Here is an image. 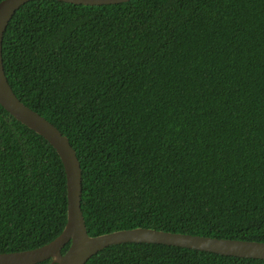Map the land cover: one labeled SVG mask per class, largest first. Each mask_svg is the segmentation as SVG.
Here are the masks:
<instances>
[{"label":"trees","instance_id":"1","mask_svg":"<svg viewBox=\"0 0 264 264\" xmlns=\"http://www.w3.org/2000/svg\"><path fill=\"white\" fill-rule=\"evenodd\" d=\"M3 64L16 96L76 151L90 236L264 243V0H34L8 25ZM67 207L57 152L0 105V253L55 240ZM86 264L264 260L128 243Z\"/></svg>","mask_w":264,"mask_h":264},{"label":"water","instance_id":"2","mask_svg":"<svg viewBox=\"0 0 264 264\" xmlns=\"http://www.w3.org/2000/svg\"><path fill=\"white\" fill-rule=\"evenodd\" d=\"M34 0L0 2V105L14 119L46 140L57 152L64 166L67 182V223L62 233L42 247L22 252L0 253V264H86L94 255L115 245L158 244L209 252L217 255L264 260V243L219 239L149 228L120 230L92 237L82 211V168L69 139L46 118L26 106L9 84L3 64V41L10 21L25 4ZM79 6H110L131 0H56ZM70 244L65 253L63 249Z\"/></svg>","mask_w":264,"mask_h":264}]
</instances>
